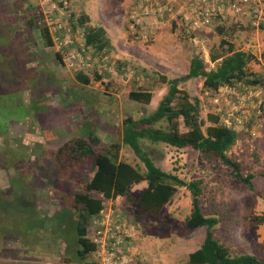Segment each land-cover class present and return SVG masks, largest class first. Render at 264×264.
<instances>
[{"label":"rangeland","instance_id":"obj_1","mask_svg":"<svg viewBox=\"0 0 264 264\" xmlns=\"http://www.w3.org/2000/svg\"><path fill=\"white\" fill-rule=\"evenodd\" d=\"M143 2L0 0V264H106L94 252L81 261L72 252L75 235L64 221L66 209L93 171L87 157L65 175L59 172L58 146L69 138L93 134L98 139L91 143L94 148L103 150L116 142L118 159L142 167L122 142L123 122L138 120L156 108L167 92L161 75L186 74L194 54L207 69L213 68L217 62L210 56L231 45L252 55L246 70L261 83L237 81L232 91L227 85L211 91L197 77L178 86L198 99L202 119L214 113L220 122L229 100L246 97L244 110L258 137L252 140L248 129L237 130L245 135L227 154L239 163L243 175L252 176L253 189L234 178L220 160L209 161L191 146L176 148L146 138L139 144L161 169L185 181L201 180L202 213L219 219L214 236L232 254L249 253L264 261V28L257 30L247 18L225 10L213 15L209 26L192 30L184 16L190 13V0H152L171 11L145 19L151 37L143 40L128 28L131 8ZM72 14H87V24L101 25L111 48L97 53L86 47L82 28L71 24ZM44 28L51 45L45 44ZM78 72L89 77L87 84L77 79ZM131 90L151 91L150 101L130 99ZM146 186L140 181L130 192L138 198ZM104 206L102 214L111 213L116 226L115 239L122 240L113 247L119 251L111 264H187L188 253L205 236V227L191 229L185 223L191 195L183 186L177 187L157 217L142 215L138 205L122 196Z\"/></svg>","mask_w":264,"mask_h":264},{"label":"trees","instance_id":"obj_2","mask_svg":"<svg viewBox=\"0 0 264 264\" xmlns=\"http://www.w3.org/2000/svg\"><path fill=\"white\" fill-rule=\"evenodd\" d=\"M70 20L73 27L82 28L86 47L93 48L97 53L111 48L105 29L101 25L87 24V14H72ZM218 31H221V27H218ZM43 34L46 36L45 44L51 45L52 39L47 28H44ZM251 58L252 55L248 52L234 49L231 45L226 52L210 56L212 62H217L213 68L207 69L204 60L194 54L186 74L173 78L161 75V79L167 84V92L156 108L138 120L128 118L123 122L122 142L133 150L142 162V167L118 159L120 145L116 142L103 150L94 148L91 143H97L98 139L93 134L87 138H69L58 146L55 158L59 164V172L64 175L75 163L86 160L87 157L91 159L92 176L86 180L83 191L72 194L64 219L66 225L74 231L71 249L77 260H83L96 248L86 236V228L92 218L102 213L105 202L122 196L129 204L138 205L142 215L157 217L161 209L172 200L177 187L183 186L191 195V211L185 217L187 227H205L206 230L201 245L188 253L187 264H264V261L253 254H232L226 245L215 238L213 228L219 219L202 213L198 199L201 180L185 181L177 174L161 169L139 144V139L146 138L153 143L162 142L176 148L191 146L209 161L218 159L230 167L231 175L252 190V176L243 175L239 163L227 154L231 146L245 134L226 127L220 122L218 114L208 113L206 119H202L198 99H191L178 86L180 82L197 77H202L203 87L211 91H216L223 85H233L237 81L250 86L257 85L262 79L246 70ZM76 77L84 84L89 82V77L80 72ZM128 95L134 101L148 103L152 94L149 90H131ZM158 122H164L165 125L155 126ZM180 126L185 130H180ZM140 181H146L147 186L135 198L130 188ZM93 191H97L100 196H93Z\"/></svg>","mask_w":264,"mask_h":264},{"label":"built area","instance_id":"obj_3","mask_svg":"<svg viewBox=\"0 0 264 264\" xmlns=\"http://www.w3.org/2000/svg\"><path fill=\"white\" fill-rule=\"evenodd\" d=\"M190 13L184 14L188 19V27L192 30H198L210 25L213 15L229 10L233 15L247 18L252 27L259 30L264 28V0H190ZM171 11V7L154 4L152 0H144L139 7L131 8L129 12L128 28L137 38L148 39L151 37V27H146V18L152 17L161 11ZM224 86V85H223ZM229 91L233 90L231 85L225 87ZM257 96V94H254ZM246 97H238L229 100L222 123L236 131L244 128L249 130L250 138L258 137L255 128L249 125L248 115L244 108L246 107ZM257 113L260 111L257 109ZM103 213V212H102ZM92 218L89 239L96 245L93 251L101 262L111 264L115 255L114 246L119 245L122 240L115 239L114 230L116 226L110 218L111 213L102 214ZM112 245L111 249L109 248Z\"/></svg>","mask_w":264,"mask_h":264},{"label":"flooded vegetation","instance_id":"obj_4","mask_svg":"<svg viewBox=\"0 0 264 264\" xmlns=\"http://www.w3.org/2000/svg\"><path fill=\"white\" fill-rule=\"evenodd\" d=\"M26 120H27V119H26ZM9 122H10V121L8 120V123H9ZM8 123H7V124H8ZM9 124H10V123H9Z\"/></svg>","mask_w":264,"mask_h":264},{"label":"crops","instance_id":"obj_5","mask_svg":"<svg viewBox=\"0 0 264 264\" xmlns=\"http://www.w3.org/2000/svg\"><path fill=\"white\" fill-rule=\"evenodd\" d=\"M264 43V42H263ZM263 45V44H262ZM120 197V196H119ZM128 242V241H127Z\"/></svg>","mask_w":264,"mask_h":264}]
</instances>
